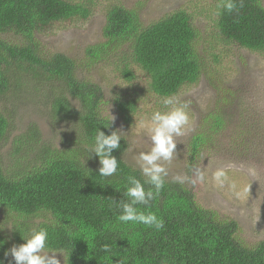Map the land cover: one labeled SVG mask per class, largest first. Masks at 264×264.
Here are the masks:
<instances>
[{
  "label": "trees",
  "instance_id": "obj_1",
  "mask_svg": "<svg viewBox=\"0 0 264 264\" xmlns=\"http://www.w3.org/2000/svg\"><path fill=\"white\" fill-rule=\"evenodd\" d=\"M215 1L217 36L264 54L263 0ZM99 9L103 40L82 57L53 51L42 40L87 24ZM201 49L185 7L145 23L139 8L123 0H0V264H16L34 248L61 254L64 264H264V239L247 244L236 220L202 207L182 182L125 161L128 143L91 77L108 62L131 82L137 66L149 94L171 99L204 75L209 60ZM27 89L46 96L55 122L71 124L74 134L6 168L1 149L15 130L14 99ZM116 108L131 126L137 99L125 96ZM225 124L221 111L207 115L190 139V164ZM19 141L40 145L38 130L31 126Z\"/></svg>",
  "mask_w": 264,
  "mask_h": 264
},
{
  "label": "rangeland",
  "instance_id": "obj_2",
  "mask_svg": "<svg viewBox=\"0 0 264 264\" xmlns=\"http://www.w3.org/2000/svg\"><path fill=\"white\" fill-rule=\"evenodd\" d=\"M123 3L138 7L145 23L187 8L200 31L202 53L209 60L196 85L164 100L148 93V78L137 66L133 72L138 75L131 82L112 63H102L93 69L91 77L104 90L105 109L128 143L125 161L145 173H158L182 182L202 207L236 220L247 244L263 240L264 54L239 48L217 36L215 0H123ZM105 21L103 9H99L87 24H75L42 40L53 51L80 58L86 47L103 40ZM227 93L229 96L224 97ZM125 96L137 99L139 107L134 123L128 127L116 108ZM14 106L15 130L1 149L6 168L17 167L41 145L59 147L63 139L71 140L72 125L55 122L51 101L40 92L25 90L14 99ZM214 110L225 117V130L194 165L190 164V139ZM31 126L39 132L40 145L19 141ZM0 219H3L1 212ZM26 256L14 259L15 263L64 264L61 254L47 250L30 249Z\"/></svg>",
  "mask_w": 264,
  "mask_h": 264
}]
</instances>
